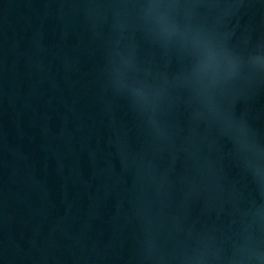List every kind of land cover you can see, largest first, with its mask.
I'll return each instance as SVG.
<instances>
[{"label":"water","instance_id":"95a60500","mask_svg":"<svg viewBox=\"0 0 264 264\" xmlns=\"http://www.w3.org/2000/svg\"><path fill=\"white\" fill-rule=\"evenodd\" d=\"M205 40L235 77L193 76ZM257 55L264 0H0V264H246Z\"/></svg>","mask_w":264,"mask_h":264},{"label":"clouds","instance_id":"9594fccd","mask_svg":"<svg viewBox=\"0 0 264 264\" xmlns=\"http://www.w3.org/2000/svg\"><path fill=\"white\" fill-rule=\"evenodd\" d=\"M251 62L257 68H264V56H254ZM239 63L240 58L236 53L211 40H205L198 49V62L193 69V76L200 82L205 78L228 80L237 75ZM245 259L246 264H264V247L259 242H253Z\"/></svg>","mask_w":264,"mask_h":264}]
</instances>
